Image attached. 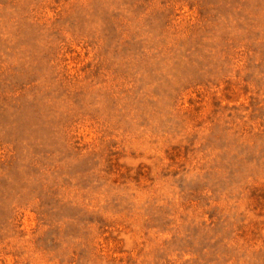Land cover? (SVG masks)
Returning a JSON list of instances; mask_svg holds the SVG:
<instances>
[{"label": "rangeland", "instance_id": "rangeland-1", "mask_svg": "<svg viewBox=\"0 0 264 264\" xmlns=\"http://www.w3.org/2000/svg\"><path fill=\"white\" fill-rule=\"evenodd\" d=\"M0 264H264V0H0Z\"/></svg>", "mask_w": 264, "mask_h": 264}]
</instances>
